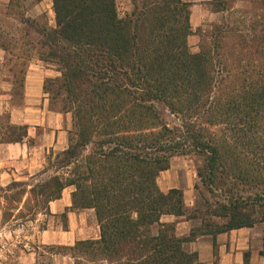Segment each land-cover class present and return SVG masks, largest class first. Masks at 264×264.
Instances as JSON below:
<instances>
[{"label": "trees", "instance_id": "16d2710c", "mask_svg": "<svg viewBox=\"0 0 264 264\" xmlns=\"http://www.w3.org/2000/svg\"><path fill=\"white\" fill-rule=\"evenodd\" d=\"M252 2L253 15L198 29L197 53L184 0H131L125 18L117 0H52L55 27L24 20L39 60L60 73L44 93L72 115L73 131L41 172L51 176L0 193L35 202L38 215L73 188L71 211L93 210L100 239L64 249L91 264H200L187 243L264 224V0ZM232 3L212 5L232 16ZM25 142L26 126L0 130V143ZM190 156L217 200L203 195L205 210L187 215L184 191L163 192L158 179ZM166 217L201 225L179 237Z\"/></svg>", "mask_w": 264, "mask_h": 264}, {"label": "crops", "instance_id": "0c3cea01", "mask_svg": "<svg viewBox=\"0 0 264 264\" xmlns=\"http://www.w3.org/2000/svg\"><path fill=\"white\" fill-rule=\"evenodd\" d=\"M6 51L0 48V117L10 114V124L13 126L28 127L30 142L8 144L0 143V186H7L13 181H25L40 173L45 163V153L50 149H66L68 134L64 129V116L52 113L48 110V99L44 93V82L46 78L58 76V72L51 67H42L31 64L24 80V107L16 109L11 106L12 89L14 83L7 81L3 76V68L6 63ZM57 73V75H55ZM39 107V110H37ZM38 118H36V112ZM55 115V116H54ZM39 131H42L41 134ZM174 158L171 168L161 173L158 184L163 192L171 189L184 191L185 202L189 204L192 185H178L174 179L161 183V177L167 174L173 175L180 172L188 177V170L175 171ZM73 188L64 191L62 199L50 204L51 221L47 228L38 234V242L42 246L71 248L79 241H96L100 239V227L96 215H83L81 212L71 211V194ZM192 205V204H191ZM190 205V206H191ZM67 212L65 222L58 215ZM166 222L177 223V235L179 237L189 236L193 227L201 225L200 220H187L186 218L166 217ZM5 231V230H4ZM10 234H12L10 232ZM261 234L254 228H242L216 237L211 235L201 236L193 242L185 245L186 251L198 254L200 264H245L246 254H249L250 264H264V256L259 249ZM13 246V245H12ZM55 261L62 258L64 264H76L74 258L68 255H52ZM19 259V258H18ZM37 256L29 252L21 264H37ZM81 264H89L82 260ZM0 264H3L1 262Z\"/></svg>", "mask_w": 264, "mask_h": 264}, {"label": "rangeland", "instance_id": "374dc122", "mask_svg": "<svg viewBox=\"0 0 264 264\" xmlns=\"http://www.w3.org/2000/svg\"><path fill=\"white\" fill-rule=\"evenodd\" d=\"M184 1L191 3V23L194 34L189 38V45L193 53H197L200 50L201 36L198 29L207 32L211 31L214 25L220 24L225 20L235 21V19L240 18L241 14L247 15L248 17L253 15L256 8L252 0H233L231 6L235 14L231 16L228 13L215 12L214 5L212 4L216 0ZM117 6L121 18H125L132 10L131 0H117ZM27 19L47 22L49 26L55 27L52 0H0V48L7 53L6 63L3 68V76L5 80L14 83L11 92V106L20 110L24 107V88L21 87V84L22 80L25 79L30 65L35 64L42 67H50L39 60L40 54L32 46V41L35 38L31 29L24 23V20ZM53 70L56 71L55 68H53ZM55 75H57V73ZM57 77H60V73H58V76L46 78L44 86L48 79H55ZM46 99L49 100L48 110L50 112L64 116V129L68 134V147L70 132L73 131L72 115L61 113L59 102H52L50 95L46 94ZM37 108V110H39V107ZM36 114V118H38L40 112L38 111ZM10 125V114H4L0 117V130H6ZM41 132L42 131H39L40 134ZM30 144L34 145L35 142L30 141ZM64 150L65 149L60 147L58 149H50L48 153L46 152L45 163L41 172L47 167V161L51 155L55 156ZM199 166H201V160L198 157H179L178 160L175 161V171L188 170L187 180L186 176H184L183 173L180 174V172L175 173L174 176L167 174L166 178L161 177L160 180L161 183H166L174 179L176 182H179L177 183L178 185L185 186L186 183L192 185L190 196L192 202L190 204L186 202L187 215L192 214L193 210L196 209L205 210L206 207L203 195L205 200H209L211 203L217 200L200 185L197 177V168ZM41 172L34 177H29L27 180L20 182L35 184L52 175V173L41 175ZM13 182H10L7 186ZM196 185H200V189H196ZM7 186H3V188L5 189ZM5 195L8 196L7 199ZM12 195L11 192L0 193V263L21 264V260L24 258L26 259V255L29 252L36 253L38 259L37 264H64V262H61L62 258H58L59 260L55 261L52 255H68L74 258L76 264L83 262L82 260L84 259L74 257L71 251L64 249L65 247H47L39 244L37 238L38 234L41 230L48 227L51 221V212L50 214H48V212H42L38 215H33L35 202H29L24 206L26 199L19 204L11 198ZM79 212L83 215H95L93 210ZM58 215H63L62 222L66 224L64 215H67V212ZM216 221L219 222V220ZM257 230L262 237L260 239L259 249L264 250V224H258ZM10 232L12 234H10Z\"/></svg>", "mask_w": 264, "mask_h": 264}]
</instances>
